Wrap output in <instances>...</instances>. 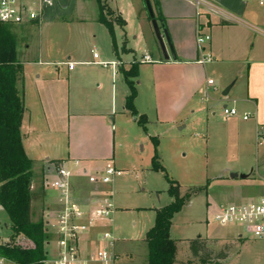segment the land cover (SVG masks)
I'll use <instances>...</instances> for the list:
<instances>
[{"label":"crops","instance_id":"1","mask_svg":"<svg viewBox=\"0 0 264 264\" xmlns=\"http://www.w3.org/2000/svg\"><path fill=\"white\" fill-rule=\"evenodd\" d=\"M184 1L173 6L169 0H158L153 7L159 27L162 32H168L177 57L173 60L165 40L170 56L166 60L150 52L161 49L140 13L139 0H44L39 23L30 25L33 31L38 29V60L27 58L31 48L27 45L24 63L19 60L24 79L19 87L25 103L21 126L23 146L33 161L32 173L37 172L33 174L31 191L37 193L41 185L45 212L59 209L58 193L45 185L47 179L55 178L53 162L56 161L72 173L73 195L80 204L89 206L92 200L110 198L116 209L115 201L104 187L91 185L83 172L92 174L102 171L109 163L115 164L118 150L140 148L144 151L164 126L176 128L177 135L183 134L190 125L200 127L196 138L202 136L207 151L212 148L214 153L221 149L225 152L224 162L215 165L216 175L206 179L235 189V193L227 195L236 201L232 204L264 195V16L244 19L242 0H213L216 9L232 21L224 20L221 14L208 15L216 16L218 21L209 20L207 27H201L211 41L200 49L196 42L199 26L196 12L192 4ZM101 4L106 6L105 16L113 26L112 31L100 21ZM133 24L138 28L143 25L139 45L140 36L132 32ZM64 41L73 45L54 46ZM49 45L65 60L44 61L49 58ZM201 51L212 56L211 64L197 63ZM95 53L98 59L94 58ZM20 54L21 49L17 48L18 59ZM145 55L153 62L141 63ZM70 62L75 63L73 70L67 65ZM97 62L117 63V66L106 68ZM136 65L138 77L127 79ZM209 80L215 85L208 86ZM219 80L232 86L229 95L240 80L244 85L229 100L232 106L226 105L238 115L221 117L225 125L222 130L216 129L214 123L218 101L213 92L217 91ZM129 82L137 92L134 106L140 116L147 118L146 131L126 108L131 94ZM245 116L249 119L244 120ZM204 119L207 126H201ZM231 174L239 177L232 179ZM225 206L228 205L208 203V216L212 217ZM153 210L154 227L159 209ZM116 211L110 230L114 227ZM206 223L205 235L199 237L212 244L213 251L219 253L230 246L240 250L237 260L229 251L227 259L219 264H264V242L244 240L243 233H236L234 229H209V221ZM102 231L104 228L92 231L91 239L97 240ZM172 233L173 225L171 238L175 240ZM113 237L115 249L117 239L114 234ZM181 245L177 247V263L200 264L193 258L189 244Z\"/></svg>","mask_w":264,"mask_h":264},{"label":"rangeland","instance_id":"2","mask_svg":"<svg viewBox=\"0 0 264 264\" xmlns=\"http://www.w3.org/2000/svg\"><path fill=\"white\" fill-rule=\"evenodd\" d=\"M174 5L184 4V0H169ZM80 2V1H79ZM140 13L144 20L148 22L149 30L158 44V40L152 25L145 0H139ZM244 6V19H255L264 16V7L259 6L256 0H242ZM78 1L76 2V4ZM152 8L158 4V0H150ZM154 10V8H153ZM111 18L112 17H108ZM208 18V19H207ZM213 23L218 21L216 16H205L201 18V22ZM138 28L137 24H133L132 32L140 36L138 45L141 43V35L144 29ZM12 33L16 36L17 48L21 49V54L18 60L24 63L26 57L23 53L26 46L29 45L30 51L27 58L38 60V29L33 31L30 25L25 26H11ZM136 36V35H135ZM59 43V42H57ZM54 43V46L61 45L62 47L72 46V43L61 42ZM50 46V45H49ZM51 47V46H50ZM83 50L86 54V46L82 43ZM143 49V46H140ZM56 48H50L49 60H65L55 54ZM156 48V47H155ZM154 57L162 55L161 50H150ZM156 55V56H155ZM226 82L219 80L217 82V91L213 92V97L218 102L215 103L217 107L216 129H224L223 125V106H232L231 100L234 95L243 90V81H239L237 86L227 98L223 96V92L228 88ZM231 85V84H230ZM212 119H210V122ZM207 126V120L204 119L201 126ZM191 127V128H190ZM190 127L183 133L177 135L176 128L172 129L170 126L162 127L146 147L144 151L140 148L137 150L126 149L118 150L115 155L114 166L122 171L124 174L117 179L114 184L104 187L110 197L115 201L117 214L115 217L114 227L111 229L117 239V247L115 253L118 256L116 264H147L148 247L145 241L146 232L153 227L154 224V210L166 207L173 202V198L169 195L170 184L168 180L174 181L180 187L182 197L187 194H193L192 199L187 202L182 211L178 213L173 219V233L172 237L177 239H189L187 242L177 241L180 243L189 244L190 241L196 240L199 236H204L207 229L208 220L209 229L213 230H228L243 233L241 227H227L222 229L211 222V217L208 216V203H215L217 205H230L234 201L227 196L230 192L235 193V189L229 188L226 183L207 181L206 177H214L217 173L215 165H220L224 162L225 152L223 150L214 153L212 148L207 151L206 144L202 136L196 138L197 132H200V127ZM157 142V144H156ZM208 155H207V153ZM158 157V164L162 170L156 171L153 168L154 161ZM37 172L33 171V174ZM230 177V176H229ZM37 176L34 175V180ZM114 187V189H113ZM39 191L32 192L33 204L31 205L32 221L37 223L44 220V212L46 206L44 205L43 188L41 185ZM9 227V226H8ZM146 228L148 230H146ZM11 230H5L2 238L3 242L10 240ZM49 236V242L51 240ZM243 239V238H241ZM244 240H252L245 238ZM185 243V244H184ZM181 245V246H183ZM212 244L207 243L208 250L213 251ZM50 246V245H49ZM214 248V247H213ZM49 249V247L47 248ZM46 249V250H47ZM230 253L232 258L237 260L240 250H234L230 246ZM214 253H218L213 251ZM240 257L242 255L240 254ZM235 262V261H233ZM187 264H198L196 261L188 262ZM237 264V263H235ZM240 264V263H238Z\"/></svg>","mask_w":264,"mask_h":264},{"label":"trees","instance_id":"3","mask_svg":"<svg viewBox=\"0 0 264 264\" xmlns=\"http://www.w3.org/2000/svg\"><path fill=\"white\" fill-rule=\"evenodd\" d=\"M100 21L112 31L105 16L106 6L101 4ZM12 27L0 23V203L4 207L11 230L10 240L0 245V255L13 264H45L49 235L43 221L33 222L31 213L33 161L25 153L21 126L25 113L23 91V65L18 60L17 40ZM138 77V66H133L127 79ZM130 84V82H129ZM131 86L126 108L146 131L147 118L140 116L134 106L137 96ZM157 144V142H156ZM156 171L162 170L157 162ZM55 168L62 162H53ZM169 195L173 202L156 211L155 226L146 234L147 264H178V243L171 238L174 217L182 211L193 194L181 196L176 182L168 180ZM194 259L200 264H219L227 259L230 247L214 253L200 237L189 242Z\"/></svg>","mask_w":264,"mask_h":264},{"label":"built area","instance_id":"4","mask_svg":"<svg viewBox=\"0 0 264 264\" xmlns=\"http://www.w3.org/2000/svg\"><path fill=\"white\" fill-rule=\"evenodd\" d=\"M193 5L196 12L197 45L200 49L211 41L209 34L203 32L202 26L208 23L201 22V18L211 14H221L224 20L232 21L216 9L213 0H187ZM259 6L264 7V0H256ZM44 0H0V23L9 26H25L39 23L43 12ZM98 59L99 55L94 54ZM150 56H143L141 63H152ZM213 62L210 55L201 51L197 60L199 65H208ZM102 67L111 66L115 68L117 63L108 64L97 62ZM73 70L75 63H67ZM213 80L208 81V86H214ZM206 90V98L208 99ZM225 118L236 117L238 112L234 108L223 106ZM245 116L244 120H248ZM78 165V163H76ZM55 178L46 180V187L58 193L57 201L59 209L54 212H45L44 224L46 231L51 236L47 244L45 264H116L118 256L115 253V240L110 230L113 215L116 211L110 198H99L92 200L89 206L82 205L74 198L72 173L63 165L53 168ZM123 172L117 169L113 163H109L102 171L89 174L83 172L91 185L109 186L123 176ZM211 222L219 227L225 228L238 226L243 230L246 238L264 242V195L258 199L248 202L235 203L221 207L211 217ZM8 218L4 207L0 203V245L3 242V234L9 227ZM104 228L97 240L91 239L94 230ZM50 245V246H49ZM9 261L0 255V264H8Z\"/></svg>","mask_w":264,"mask_h":264},{"label":"water","instance_id":"5","mask_svg":"<svg viewBox=\"0 0 264 264\" xmlns=\"http://www.w3.org/2000/svg\"><path fill=\"white\" fill-rule=\"evenodd\" d=\"M145 3H146V7L148 9V12H149V15H150V18L152 20V25H153V28H154V31H155V34H156V37H157V40H158V43L160 45V49L162 51V54L164 56V58L166 60H169L170 56H169V53H168V49H167V45L169 47V50H170V53L172 55V58L173 60H176L177 57L175 55V51L173 49V46L171 44V39L169 37V34L166 30H164L163 32L161 31L160 27H159V23L156 19V16H155V13H154V10L152 8V5L150 3V0H145ZM167 42V45H166V42ZM232 86H229L223 93V96L224 97H227L229 95V92L231 90ZM230 177L232 179H235V178H238L239 175L238 174H231ZM241 178L245 179L246 176L244 175H241L240 176Z\"/></svg>","mask_w":264,"mask_h":264}]
</instances>
